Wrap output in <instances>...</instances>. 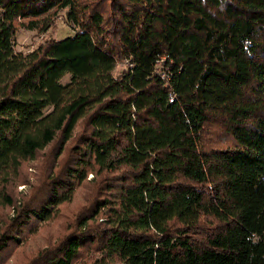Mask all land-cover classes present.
I'll list each match as a JSON object with an SVG mask.
<instances>
[{
	"label": "trees",
	"instance_id": "16d2710c",
	"mask_svg": "<svg viewBox=\"0 0 264 264\" xmlns=\"http://www.w3.org/2000/svg\"><path fill=\"white\" fill-rule=\"evenodd\" d=\"M64 8L72 34L16 48ZM56 139L72 161L17 203ZM90 172L91 215L25 264H264V0H0V264Z\"/></svg>",
	"mask_w": 264,
	"mask_h": 264
},
{
	"label": "rangeland",
	"instance_id": "374dc122",
	"mask_svg": "<svg viewBox=\"0 0 264 264\" xmlns=\"http://www.w3.org/2000/svg\"><path fill=\"white\" fill-rule=\"evenodd\" d=\"M68 8L54 13L53 25L47 29L29 28L26 24H19L16 34V48L18 50H29L51 37H64L74 32L73 27L64 19ZM55 20V21H54ZM65 20V21H64ZM57 21V22H56ZM68 77L65 78L67 80ZM209 126L208 139L211 146H224L229 137L219 123ZM82 131V123L77 126L76 133ZM208 145V142H207ZM71 144H67L64 151L57 156L59 140H55L44 149L38 151L35 158L27 159L20 167L19 174L9 183L8 190L16 202L31 198L35 200L46 188L50 175L72 161L70 158ZM94 172L79 184L70 200L58 205L54 216L45 221L36 222L31 228H27L21 235L19 242L13 243L3 253L1 264H25L33 256L37 255L47 246L56 245L73 228L78 226L79 219L87 213L93 212L94 200L105 193L99 192L100 181L94 179ZM14 209L11 205L0 206V217L12 215ZM103 215V214H101ZM100 220L97 218L96 221ZM214 221H203L202 232H206L210 223ZM97 252L86 251L74 264H92Z\"/></svg>",
	"mask_w": 264,
	"mask_h": 264
}]
</instances>
